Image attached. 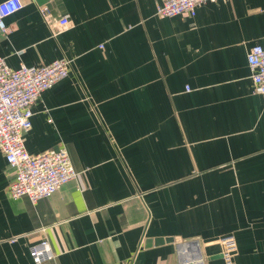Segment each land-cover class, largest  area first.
I'll list each match as a JSON object with an SVG mask.
<instances>
[{"label":"crops","instance_id":"1","mask_svg":"<svg viewBox=\"0 0 264 264\" xmlns=\"http://www.w3.org/2000/svg\"><path fill=\"white\" fill-rule=\"evenodd\" d=\"M21 2L0 57L12 69L71 61L33 106L25 148L65 149L83 175L37 204L15 200L0 152V264H36L43 240L47 264H177L194 242L224 264L228 235L234 264H264V102L247 61L264 45V0L207 3L194 18L158 16L160 0Z\"/></svg>","mask_w":264,"mask_h":264},{"label":"built area","instance_id":"2","mask_svg":"<svg viewBox=\"0 0 264 264\" xmlns=\"http://www.w3.org/2000/svg\"><path fill=\"white\" fill-rule=\"evenodd\" d=\"M219 0H160L157 15L176 17L188 15L194 18L197 10L204 4ZM229 1V0H222ZM23 8L21 0H5L0 3V31L9 32L5 19ZM41 15L45 22L52 18L48 6H42ZM60 30L69 26V17L58 21ZM57 32H54L56 35ZM253 81V93L264 102V45L251 48L247 56ZM71 73V61L60 59L40 67L22 65L12 69L3 57H0V152L8 165L15 170V180L9 195L12 199L28 198L32 204L54 196L63 186L82 177L71 163L65 149L46 150L39 154H30L25 148V136L32 128L33 106L42 94L66 79ZM224 264H234L237 243L233 235L220 240ZM190 256L177 264H206L201 250L191 248ZM30 256L36 264H47L54 260L55 254L49 242L43 240L30 250Z\"/></svg>","mask_w":264,"mask_h":264},{"label":"water","instance_id":"3","mask_svg":"<svg viewBox=\"0 0 264 264\" xmlns=\"http://www.w3.org/2000/svg\"><path fill=\"white\" fill-rule=\"evenodd\" d=\"M55 151H59V150H55ZM166 241H169V240H166ZM171 242H174V240L172 241V240H170ZM165 242V240L163 241V240H157L155 243L156 244H162V243H164ZM151 245V244H150ZM191 247H197L198 246V244H197V242H194V243H192L191 245H190Z\"/></svg>","mask_w":264,"mask_h":264}]
</instances>
